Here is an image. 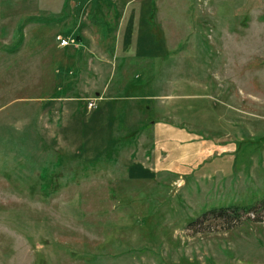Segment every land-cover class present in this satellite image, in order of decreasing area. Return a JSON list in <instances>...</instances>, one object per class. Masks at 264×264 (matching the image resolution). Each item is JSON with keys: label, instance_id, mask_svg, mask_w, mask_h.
<instances>
[{"label": "rangeland", "instance_id": "obj_1", "mask_svg": "<svg viewBox=\"0 0 264 264\" xmlns=\"http://www.w3.org/2000/svg\"><path fill=\"white\" fill-rule=\"evenodd\" d=\"M0 264H264V0H0Z\"/></svg>", "mask_w": 264, "mask_h": 264}, {"label": "built area", "instance_id": "obj_2", "mask_svg": "<svg viewBox=\"0 0 264 264\" xmlns=\"http://www.w3.org/2000/svg\"><path fill=\"white\" fill-rule=\"evenodd\" d=\"M60 42H61V45H63V46H67V45H70V44H75L74 43V39L71 40L70 38H64V37H60ZM93 105H94V103L91 101L90 102V106L92 107Z\"/></svg>", "mask_w": 264, "mask_h": 264}, {"label": "trees", "instance_id": "obj_3", "mask_svg": "<svg viewBox=\"0 0 264 264\" xmlns=\"http://www.w3.org/2000/svg\"><path fill=\"white\" fill-rule=\"evenodd\" d=\"M237 208H238V206H235L233 209L235 210V211H237ZM230 209H229V207H228V209H222V210H220V211H218V212H220L219 214H221V215H227V212L229 211ZM208 213V211L207 212H205L203 215H206ZM196 221V220H195ZM192 222H194V221H191V223Z\"/></svg>", "mask_w": 264, "mask_h": 264}, {"label": "crops", "instance_id": "obj_4", "mask_svg": "<svg viewBox=\"0 0 264 264\" xmlns=\"http://www.w3.org/2000/svg\"><path fill=\"white\" fill-rule=\"evenodd\" d=\"M83 44H84V43H83ZM182 131H184V130H182ZM185 131H186V130H185ZM185 131H184V132H185ZM179 133H180V132H179ZM187 133H188V132H187ZM180 134H181V133H180ZM182 134H184V133H182ZM184 171H185V170H184ZM184 171H180V172H184ZM187 172H189V171H187ZM187 172H185V173H187Z\"/></svg>", "mask_w": 264, "mask_h": 264}]
</instances>
